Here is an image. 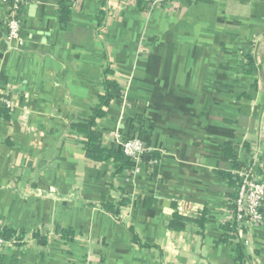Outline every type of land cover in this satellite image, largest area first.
Here are the masks:
<instances>
[{
    "label": "crops",
    "instance_id": "1",
    "mask_svg": "<svg viewBox=\"0 0 264 264\" xmlns=\"http://www.w3.org/2000/svg\"><path fill=\"white\" fill-rule=\"evenodd\" d=\"M9 15L0 0V228L23 235L0 264H264V224L228 230L235 172L252 161L264 181V0H24L21 46ZM107 71L102 146L148 150L119 175L71 129ZM181 200L203 219L176 231Z\"/></svg>",
    "mask_w": 264,
    "mask_h": 264
},
{
    "label": "built area",
    "instance_id": "2",
    "mask_svg": "<svg viewBox=\"0 0 264 264\" xmlns=\"http://www.w3.org/2000/svg\"><path fill=\"white\" fill-rule=\"evenodd\" d=\"M7 3L10 15L7 23L6 39L10 43L23 45L21 39V12L24 0H4ZM12 108V103L5 96L0 94V107ZM264 130V129H263ZM114 143L129 158L134 165L143 164L148 150L144 147L142 141L138 138L126 139L122 136H116ZM259 165L250 162L244 169L236 171L234 181L237 191L233 201L234 213L231 220V226L235 239H242L259 230L264 224V214L262 207L264 203V181L258 174ZM176 212L185 217L195 218L198 214L193 207L185 201L177 203ZM18 241L12 239L4 240L0 236V256L7 245L15 244ZM245 244L247 242L245 241Z\"/></svg>",
    "mask_w": 264,
    "mask_h": 264
},
{
    "label": "trees",
    "instance_id": "3",
    "mask_svg": "<svg viewBox=\"0 0 264 264\" xmlns=\"http://www.w3.org/2000/svg\"><path fill=\"white\" fill-rule=\"evenodd\" d=\"M70 12H71V3L62 2L60 8V13H61L60 25L63 30L67 27L69 23ZM245 67H246L245 73L247 75H252L254 73L255 64L252 59L249 60V63L246 64ZM109 74H111V72L107 71L104 80V87L106 92L103 96L99 98L98 106H96L92 110L91 115L88 118L73 124L71 126V129L75 132L82 134L85 137V142H84L85 154L89 160L94 162L112 161L116 165L115 175H119L125 171L131 170L134 164L116 146H113L108 149L104 148L102 146V135L97 130L98 121L106 117L107 115L106 110L110 107L113 101L114 97L112 95V92L120 90V87L116 82L108 79ZM0 108L6 109V107L4 106H1ZM232 184L234 185L235 182L233 181ZM106 209H108V207H106ZM114 214L118 216L119 212L115 211ZM202 219L203 217L200 218L185 217L176 212L174 219L171 223V228L176 231H182L185 229L187 222L194 220L201 221ZM228 230L230 231V234H232L234 231L232 226H229ZM22 235L23 233L18 234L15 231L0 228V236L6 241L12 239L16 241H21ZM63 235L67 237V236H71V233L63 232ZM36 238L40 240L41 244L43 245L47 244V238L38 235L36 236Z\"/></svg>",
    "mask_w": 264,
    "mask_h": 264
}]
</instances>
